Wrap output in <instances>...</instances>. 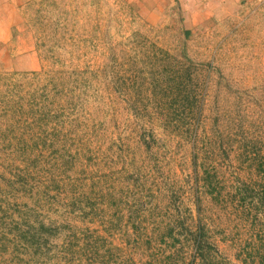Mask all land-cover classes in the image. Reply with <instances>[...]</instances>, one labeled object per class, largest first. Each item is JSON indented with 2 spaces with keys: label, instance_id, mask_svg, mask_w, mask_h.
I'll return each instance as SVG.
<instances>
[{
  "label": "rangeland",
  "instance_id": "374dc122",
  "mask_svg": "<svg viewBox=\"0 0 264 264\" xmlns=\"http://www.w3.org/2000/svg\"><path fill=\"white\" fill-rule=\"evenodd\" d=\"M18 7L0 264H264V0Z\"/></svg>",
  "mask_w": 264,
  "mask_h": 264
},
{
  "label": "crops",
  "instance_id": "0c3cea01",
  "mask_svg": "<svg viewBox=\"0 0 264 264\" xmlns=\"http://www.w3.org/2000/svg\"><path fill=\"white\" fill-rule=\"evenodd\" d=\"M26 0H0V45L3 44L4 41V33L8 29V12L12 10L18 9L19 5L23 4ZM179 2L181 4H188V5H206L207 7H211L212 5L222 6L224 4H234L237 5L239 3H244L247 0H173V2ZM150 2L154 4L162 3L163 0H150ZM196 10L200 12L199 8Z\"/></svg>",
  "mask_w": 264,
  "mask_h": 264
}]
</instances>
